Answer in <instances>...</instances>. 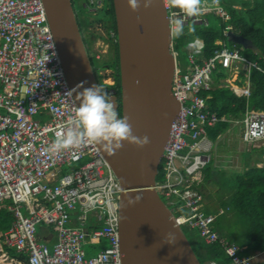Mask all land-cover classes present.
Here are the masks:
<instances>
[{"label": "built area", "instance_id": "obj_1", "mask_svg": "<svg viewBox=\"0 0 264 264\" xmlns=\"http://www.w3.org/2000/svg\"><path fill=\"white\" fill-rule=\"evenodd\" d=\"M165 2L172 28L176 19L184 25L189 21L208 25L209 14L230 20L219 0H202L201 13L194 17ZM110 37L116 41L114 33ZM189 44L181 65L171 45L176 59L171 90L180 110L171 124L162 156L164 176L156 189L170 204L182 202L186 213L175 215L179 226L196 231L206 244L223 243L230 264H252L254 255L240 256L241 248L214 230L222 210L205 213L197 185L210 159L206 128L225 120L207 107L215 69L221 66L234 73L244 69L248 82L252 69L264 72V67L222 42L209 58L200 53L202 44ZM103 84L109 86L104 88L110 96L116 95L115 85ZM231 88L237 96L250 95L249 86ZM77 107L42 0H0V203L10 201L8 209L13 212L11 226L0 234V257L7 264H121L122 189L97 144L85 141L51 150L57 134L68 130ZM242 141L264 148L263 111H246ZM40 226L54 232L51 248L40 240ZM98 239H105L107 246L87 257L85 245ZM5 248L25 260L10 256Z\"/></svg>", "mask_w": 264, "mask_h": 264}, {"label": "water", "instance_id": "obj_2", "mask_svg": "<svg viewBox=\"0 0 264 264\" xmlns=\"http://www.w3.org/2000/svg\"><path fill=\"white\" fill-rule=\"evenodd\" d=\"M65 77L73 96L97 85L72 0H42ZM116 23L121 117H128L133 134L147 135L144 147L128 141L114 150L95 141L120 183L119 237L121 264H202L175 214L158 193L157 176L171 124L180 103L171 86L176 59L165 0H152L147 9L133 12L127 0H112ZM139 17V19L137 18ZM230 40L257 50L252 42L228 31ZM255 52V51H254ZM142 197L139 203L129 200Z\"/></svg>", "mask_w": 264, "mask_h": 264}, {"label": "trees", "instance_id": "obj_3", "mask_svg": "<svg viewBox=\"0 0 264 264\" xmlns=\"http://www.w3.org/2000/svg\"><path fill=\"white\" fill-rule=\"evenodd\" d=\"M223 2L226 6V10L231 16L230 21L227 23H220L219 25L212 24L210 21V24L206 27L193 24L191 21H189L186 25H184L185 34L179 38L173 37L172 40L173 48L178 52V58H185L184 48L196 37H199L203 40L205 44L204 51L206 55L209 56L213 48L216 46V40H226L223 32L226 29V26L230 25L231 31L233 33L251 40L253 44L261 51L262 58L259 60V63L262 67H264V0H223ZM232 4L239 5V8H235ZM104 9L106 11V15H110V17H107V19L111 21L110 25H108V28L114 31L116 37V23L112 0L108 1ZM214 17L215 16L212 14L208 15L209 20H212ZM189 25H193L195 27L196 31L194 34L188 33L187 29ZM116 41H111L115 54L114 59L103 62L102 67L105 66L114 70L113 75L116 81L115 87H117L115 94L120 103L118 46ZM243 54H245V56L251 60H256L258 58V55H255L249 49L243 51ZM94 59L97 60L96 58ZM226 75L227 73H225L223 68L214 75L212 89L206 94L210 96L207 99V107L210 111L216 112L219 118L225 116L224 118L227 120H239L242 116V112L245 111L247 100L248 106L250 108L264 110V73L256 69L251 70V93L247 100L245 98L236 97L229 88L220 86L221 84L219 83V78H224ZM97 83L105 86L102 83L100 77L97 78ZM118 113L121 116L120 106ZM227 126V122L220 121L213 128L210 127L208 129L210 138L215 140ZM78 165H75V167ZM209 169L210 163L208 162L202 171L207 174L209 173ZM163 176L164 168L161 164L159 167L157 181H160ZM230 188L232 191L234 190L231 194V197L227 201H221V204L223 203L222 206L224 208H231L233 210V217H231V219H238L241 225L245 227L246 233L243 235V237L241 236V241L240 239L236 240L235 237L231 239L227 232L224 231L223 225H221L223 219L221 216V218H217L219 222L216 225V227L221 226V229H216L213 224L214 230L218 231L217 233L224 240L226 238L232 241L231 244L242 248V250L239 251L240 256L247 257L250 256L248 254H259L264 250V160L262 166H252L247 168V170L243 173H238L233 178ZM161 197L165 201V196L161 194ZM5 203L6 206L0 204V234L4 233L9 228L13 221V212L8 209L9 202H4L3 204ZM166 203L168 206H172L169 201ZM181 203V201H174L172 209L175 215L186 213V210L181 208ZM204 212L210 214L209 210H205ZM194 233H196L197 237V251H195L192 245L191 246L198 259L202 257L206 264L209 261H213L217 264H230L231 259L225 253L223 243L217 241L212 244H206L199 238L196 231ZM97 241L100 242L101 239H98ZM5 249L10 256L19 260H25V256H19L18 252H16L14 249Z\"/></svg>", "mask_w": 264, "mask_h": 264}, {"label": "rangeland", "instance_id": "obj_4", "mask_svg": "<svg viewBox=\"0 0 264 264\" xmlns=\"http://www.w3.org/2000/svg\"><path fill=\"white\" fill-rule=\"evenodd\" d=\"M108 1L109 0H72V4H73L76 17H77L80 30L83 33L85 44L87 42V46H88L87 51L90 56L91 64L95 72V75L97 76L98 74V76L101 78L102 83L104 81L105 83L109 85H115L116 81L113 75L114 70L112 68H108L105 66L102 67L103 62L113 60L114 55H115L112 44H111L112 40L110 37L112 33H114V31L108 28V25H110L111 21L108 20L107 17H110V15H106V11L104 9ZM210 21L212 24H215V25L220 24V20L216 17H214ZM229 45L232 46L233 44L230 43ZM96 55L100 56V58H97V60L99 61L94 59ZM184 59L186 60V55ZM184 59L178 58L180 65L182 64V61ZM98 76L97 78H99ZM111 89L115 90V88H111ZM116 91H117V87H116ZM237 125H235L237 127L234 126L232 128H229L225 132L223 131V133L218 137L219 142L216 144V146H214V150H215L214 154L216 156L215 165H217L218 168L223 169L227 172L236 171V172L243 173L249 167L261 166L263 164L264 150L263 148L259 146H254V147L250 146L246 142H244V145H243L239 141L238 135H236L238 134V129L240 128L239 124ZM241 130L243 129L241 128ZM212 166L213 168H215L214 164H212ZM218 174L219 173H213L214 180L217 179L215 181L216 183L215 189L217 190V196H214V197L218 201L216 202V204L219 205L221 201L227 200L228 196H225V194H227L228 191L229 192L231 191L230 187L226 186L227 183L224 182L223 180L224 178H228L230 180L231 176H228L227 173H223L222 175L223 180H222V179H219V177H217ZM211 181H213V179H211ZM200 191L203 192V188L202 190L200 189ZM214 191L215 190H210V192H208V190L205 189L206 194H209V193L212 194ZM211 194L209 195V198H211ZM209 198L207 197L208 200ZM207 199L204 200L203 198V202L200 206L201 209H204L209 203ZM165 201L168 202V199L166 197H165ZM5 202H9V205L11 203L10 201H5ZM3 203H0V204L6 206V203L5 204ZM169 206L171 207L170 209L173 211L172 209L173 205L172 206L169 205ZM217 208H218L217 211L220 212L221 209L219 207ZM228 210L227 211L224 210L221 213V215H223L221 225H223L224 230H226L227 233H232V234L234 233L236 240H239L243 234L242 232H246V229L244 231V228L241 225V223L238 221V219L236 218L231 219V217H233V212L228 211ZM224 215L228 216V218L224 217ZM218 222L219 221L217 220L214 223V226L217 225ZM182 228L187 238L189 239L191 245L193 246L195 251H197L196 249L198 248L197 247L198 245H197L196 233H194V231H189L188 228L185 226H183ZM225 240L227 242L230 241L226 238ZM86 256H89V255L87 254ZM199 259L201 260L203 264H206L205 260L202 257ZM0 264H7V261L2 260L0 257Z\"/></svg>", "mask_w": 264, "mask_h": 264}, {"label": "clouds", "instance_id": "obj_5", "mask_svg": "<svg viewBox=\"0 0 264 264\" xmlns=\"http://www.w3.org/2000/svg\"><path fill=\"white\" fill-rule=\"evenodd\" d=\"M168 3L173 9H178L189 17L201 13L202 0H168ZM151 4L152 0H127V5L133 12L139 11L141 6L147 9ZM137 18L139 19V17ZM187 31L189 34H194L196 29L193 25H189ZM171 34L175 38L185 34L182 19L175 20ZM189 47L192 45L189 44ZM76 98L79 101V106L75 110L74 118L70 121V126L66 132L57 134L51 145L52 151L59 152L76 147L85 141H102L112 146L114 150L122 148L124 141L134 143L141 148L150 143L147 135L137 137L133 134L129 118L120 116L116 104L103 85L97 84L84 88L77 94ZM140 199L142 197L131 198L129 204H137Z\"/></svg>", "mask_w": 264, "mask_h": 264}, {"label": "crops", "instance_id": "obj_6", "mask_svg": "<svg viewBox=\"0 0 264 264\" xmlns=\"http://www.w3.org/2000/svg\"><path fill=\"white\" fill-rule=\"evenodd\" d=\"M220 2H221V4H223V6L225 5L224 4V2H223V0H219ZM235 8H239V5H237V4H232ZM224 8H225V6H224ZM207 18H208V15L206 16ZM216 18H218L219 20H220V23L222 24V23H227V22H229L230 20H228V21H222L218 16H215ZM230 19H231V16H230ZM208 21H209V23H208V25L210 24V20L208 19ZM192 22V21H191ZM193 23V22H192ZM193 24H195V23H193ZM196 25H201V26H204V27H206V26H208V25H204V24H196ZM227 32V34H225L224 32ZM228 31H231V28H230V25H227L226 26V29L224 30V32H223V34H224V36L226 37V40H216L215 41V47L213 48V50L215 49V48H218V47H221V45H220V42H222V43H225L228 47H230V48H237V49H239L240 50V52H241V54L243 55V56H245V54H243V51H245V50H247V49H249V50H251L255 55H258V58L256 59V60H251V59H249L250 61H252V62H257L259 65H260V63H259V60L262 58L261 57V51L253 44V42H252V44L256 47V49L257 50H252V49H250V48H244L242 45H240V44H236V43H234V42H232L231 40H230V38H229V36H228ZM241 36V35H240ZM245 38V37H244ZM194 42H198V44L200 43V45H201V54L205 57V58H209L211 55H212V53H213V50H212V52L210 53V55L209 56H207L206 55V53H205V51H204V47H205V44H204V42H203V40L201 39V38H199V37H196L194 40H192L190 43H194ZM230 43H232L233 45L231 46V45H229ZM189 44V43H188ZM255 51V52H254ZM186 55V54H185ZM246 57V56H245ZM247 58V57H246ZM248 59V58H247ZM185 59L182 61V64L183 63H185ZM261 66V65H260ZM222 69V67L221 66H218L216 69H215V71H214V73H213V80H214V75H215V73H217V72H219L220 70ZM224 69V71H225V73H227V75H226V77H224V78H219V83L221 84L220 86H222V87H228L231 91H232V93L236 96V97H238V98H245L246 100L248 99V97L250 96H248V97H246V96H242V97H240V96H237L234 92H233V90H232V88H231V86H238V87H243V86H249V89H250V74H249V81L247 82V78L244 76V73L246 72V71H244V69H241L240 70V72L238 73H234V71H232V70H228V69H226V68H223ZM257 70V69H256ZM259 71V70H258ZM251 72V71H250ZM260 72H262V71H260ZM262 73H264V72H262ZM250 93H251V91H250ZM210 97V96H209ZM252 109H254V110H260V109H255V108H250L249 106H248V100L246 101V108H245V111H243L242 112V116L240 117V119L239 120H231V119H226V118H224V117H221V118H224L225 120H222V121H225V122H227L228 123V126L227 127H225V129H224V132L225 131H227L229 128H232V127H234L235 125H237V124H239V129H238V134H236V132H235V134L236 135H238V139H239V141L244 145V142L242 141V134H243V130H241V128L243 129V119H244V116H245V113H246V111L247 110H252ZM260 111H263L264 112V110H260ZM216 113V112H215ZM218 116V115H217ZM220 122V121H219ZM218 123V122H217ZM216 123V124H217ZM216 124H214V125H212V126H207V132H206V141H207V143H206V147L208 148V151H207V154L209 155V157H210V159H209V163H210V169L208 170L209 171V173H207V174H205L203 171L201 172V177H200V183H199V185H197V188L200 190H202V188H203V192L201 191V193H202V196H203V198H204V200H206L207 199V197L209 198V195L211 194V193H209V194H206L205 193V189H207L208 190V192H210V190H215L212 194H211V198H209V203L207 204V206L204 208V211L205 210H209L210 211V214H218V211H217V207H219L221 210H222V212L224 211V210H228V208H224L223 206H222V204L221 203H219V205L218 204H216V202H218L217 201V199L214 197V196H217V190L215 189V181L217 180V179H215L214 180V177H213V173H219L218 174V176L217 177H219V179H222V175H223V173H227V175L228 176H231L230 177V180L228 179V178H224V182H226L227 184H229V185H227L226 183H224V184H226V186H228V187H230V185H231V182H232V180H233V178L238 174V173H241V172H227V171H225V170H223V169H220V168H218V166L217 165H215V160H216V156H215V154H214V146H216V144L219 142L218 141V137L223 133V131L217 136V138L215 139V140H212L211 138H210V136H209V134H208V129L210 128V127H214ZM232 124V125H231ZM238 126V125H237ZM237 126H235V127H237ZM240 130V131H239ZM235 135V136H236ZM247 149V148H246ZM263 150H264V148H263ZM212 164H214V167L215 168H213V166H212ZM262 166V165H261ZM258 167H260V166H258ZM216 177V178H217ZM211 179H213V181H211ZM231 189V188H230ZM205 193V194H204ZM233 193V191L231 190L230 192L228 191V193L227 194H225V196H228V198H227V200L231 197V194ZM204 195H205V197H204ZM212 200V201H211ZM226 200V201H227ZM205 205H206V203H205ZM219 209V210H220ZM226 211H225V213H226ZM228 211H231V212H233V210L230 208ZM221 217H223V215H220ZM220 216H218V217H220ZM217 217V218H218ZM224 217H226V218H228V216H225L224 215ZM216 221H217V219H216ZM215 221V222H216ZM243 226V225H242ZM215 227H216V225H215ZM220 227V228H219ZM219 227H216V229L218 228V229H221V226H219ZM243 228H244V231H245V227L243 226ZM224 231H226V230H224ZM218 232V231H217ZM243 234H242V236L246 233V232H242ZM228 234V236H230V238L232 239L233 237H235V234L233 233H227ZM38 236H39V238H40V240H42L44 243H46L50 248L52 247V244H53V242H54V240H55V238H56V236L54 235V232L52 231V229L50 228V227H46V226H40V227H38ZM226 241V240H225ZM240 241H241V239H240ZM231 242L232 241H228V243H230L231 244ZM107 242H106V240L105 239H101V241L100 242H98L97 240H91L89 243H87L86 245H85V253H86V255L88 254L89 256H87V257H90V256H92V255H95V254H97L100 250H102L103 248H105L106 246H107V244H106ZM240 250H242V248L240 249ZM248 255H250V256H252V255H254V257H253V260H252V264H264V250L262 251V252H260L259 254H248Z\"/></svg>", "mask_w": 264, "mask_h": 264}, {"label": "flooded vegetation", "instance_id": "obj_7", "mask_svg": "<svg viewBox=\"0 0 264 264\" xmlns=\"http://www.w3.org/2000/svg\"><path fill=\"white\" fill-rule=\"evenodd\" d=\"M81 33H82V32H81ZM82 36H83V33H82ZM83 39H84V37H83ZM84 42H85V40H84ZM85 45H86V47H88V46H87V42H86ZM94 73H95V72H94ZM97 76H98V74H97ZM97 76H96V77H97Z\"/></svg>", "mask_w": 264, "mask_h": 264}]
</instances>
